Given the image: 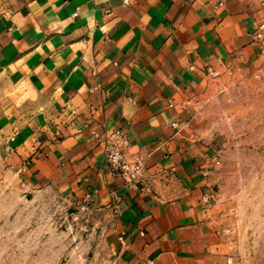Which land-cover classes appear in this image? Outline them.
Instances as JSON below:
<instances>
[{"label":"crops","instance_id":"1","mask_svg":"<svg viewBox=\"0 0 264 264\" xmlns=\"http://www.w3.org/2000/svg\"><path fill=\"white\" fill-rule=\"evenodd\" d=\"M263 21L264 0H0L10 160L94 212L116 264H239L197 100L257 63ZM116 145L134 182L109 159Z\"/></svg>","mask_w":264,"mask_h":264},{"label":"rangeland","instance_id":"2","mask_svg":"<svg viewBox=\"0 0 264 264\" xmlns=\"http://www.w3.org/2000/svg\"><path fill=\"white\" fill-rule=\"evenodd\" d=\"M197 101L216 155L215 212L238 263L264 264V50L214 75ZM95 219L28 182L0 132V264H116Z\"/></svg>","mask_w":264,"mask_h":264},{"label":"built area","instance_id":"3","mask_svg":"<svg viewBox=\"0 0 264 264\" xmlns=\"http://www.w3.org/2000/svg\"><path fill=\"white\" fill-rule=\"evenodd\" d=\"M257 36L260 39L264 40V21L262 22ZM116 136V135H115ZM117 138V136H116ZM114 150L110 152L109 159L110 161L120 169L123 176L126 178L128 182H134L138 176L139 167L134 165L126 160L121 159V152L117 149V145L115 146Z\"/></svg>","mask_w":264,"mask_h":264}]
</instances>
